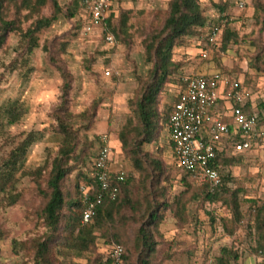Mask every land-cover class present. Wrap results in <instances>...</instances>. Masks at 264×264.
Instances as JSON below:
<instances>
[{"label":"rangeland","instance_id":"374dc122","mask_svg":"<svg viewBox=\"0 0 264 264\" xmlns=\"http://www.w3.org/2000/svg\"><path fill=\"white\" fill-rule=\"evenodd\" d=\"M80 1L57 0L63 11L70 3L80 4ZM198 1L204 17L212 23L219 15L215 5L226 3L229 27L241 41L238 45H231L226 52L215 48L210 52L209 60L201 61L199 51L204 46L206 32L199 30L196 35L183 38L181 45L172 52V60L180 64L178 73L173 76L183 78L190 74L212 75L220 72L228 80L240 84L250 103H264V10L258 13L257 19L253 15L254 2L264 7V0ZM236 2H243L244 7L239 9ZM167 4L168 0H112L110 9L115 16L125 11L130 13L126 21L130 37L125 43L113 41L112 44L105 43L103 34L83 31L81 21L80 26H76L80 20L79 10L73 18L59 19L39 34V48L29 57L27 65L22 64L20 57L21 43L15 36L7 37L0 50V95L7 91L3 85L8 84L13 73L21 84L26 83L29 75L36 70L33 67L36 61L42 63L41 71L49 74L59 71L65 83L61 105L48 114L47 121H39V128L22 127L20 119L0 135L1 166L24 133L41 132V139L30 146L24 167L15 176L6 195L0 193V264H35L34 245L44 241L48 235L39 214L45 204L42 191L46 188L50 163L59 147V122L67 124L75 133V153L83 159L82 164L69 163L74 169L66 178L65 185L72 194L77 174H89L100 146L99 139L106 136L112 149V170L131 176L130 187L135 195L146 197L148 192L145 201L152 199L154 204L165 202L169 206L158 210L160 219L154 231H151L152 225H147L148 219L142 217L144 200L134 220H131L133 217L128 208L125 209L124 215L130 221H126L120 229L126 241L130 264H139L137 257L140 249H135L134 240L140 227L151 232V237L158 244L155 252L158 256L153 264H217L220 249L231 246L240 256L239 264H263L251 251L254 244L246 224L249 222L247 200L257 201L258 204L264 201V135L239 159L220 169L221 177L229 175L232 178L229 190H241L237 198L242 218L236 225L231 223L229 209L224 206L215 208L213 215L217 222L210 224V209L199 199L189 200L195 190L194 183L183 194L184 201L189 200L185 201V217H175L174 202L185 187L180 182L182 174L173 167V150L167 139L165 123L158 132V139L141 147L139 156L143 161V172L134 169L117 139L118 131L127 118L133 116L136 101L150 83L151 64L144 61V40L161 30L168 12ZM41 13L49 16L50 4ZM26 25L23 24V27ZM80 47L83 48L81 59L76 61L74 50ZM74 64L78 65L75 75L70 70ZM105 71H109V76L104 75ZM89 81L92 85L87 90L90 100L80 108L76 97L85 90L84 85ZM178 90V85L169 83L162 87L157 95L159 115L163 108L172 107ZM14 101L22 104L17 96L14 100L5 99L0 105ZM76 108L80 110H74ZM24 109L26 112L27 109ZM259 110L255 107V111ZM221 114L227 113L221 110ZM259 127L264 134V118ZM153 160L159 163V170H154L150 163ZM80 184H83L82 181H79L78 187ZM9 196H16V202L11 206L8 205ZM220 218L227 221L229 230H234L232 235L224 230L223 233L218 231ZM95 234L94 245L80 253L52 242L48 251L50 264H103L111 246L109 231L97 229Z\"/></svg>","mask_w":264,"mask_h":264},{"label":"trees","instance_id":"16d2710c","mask_svg":"<svg viewBox=\"0 0 264 264\" xmlns=\"http://www.w3.org/2000/svg\"><path fill=\"white\" fill-rule=\"evenodd\" d=\"M83 1L81 0L80 4L72 2L63 11L57 0H0V50L9 35L15 36L22 45V53L20 54L22 64L27 65L29 57L39 48V34L55 24L59 19H71L81 10L79 15L80 20H78L79 22H77L76 26L79 27L81 21V26L83 27L85 15ZM47 4H50L51 14L43 16L41 12ZM167 5L168 12L161 30L151 38L144 40V61L146 64H151L150 83L144 87L139 99L136 101L133 108V116L127 118L117 133V139L122 150L126 153L125 155L131 161L134 169L139 172L144 171L143 161L139 156L141 147L158 139V132L161 126L164 123L166 124L171 112V106H168L163 108L159 115L157 111L158 93L166 83L178 85V88L183 85L181 77L178 76L176 78L173 76L178 73L180 68V64L172 60L173 49L181 45L183 38L192 37L199 30H204L207 26L213 24L222 25V35L220 42L210 47L211 53L215 48L226 52L231 45H238L239 41H241V38L229 27L226 3L215 5L219 15L214 23L204 17L198 0H168ZM263 10L264 7L259 2H254L253 15L256 19L258 18V13ZM129 14V12L125 11L121 12L117 17L109 9V14L105 20V29L102 32L103 36L111 35L113 41L125 43L130 37L129 28L126 25ZM23 24L27 25L23 27ZM201 61H207V59ZM254 68L258 69L255 66ZM215 73L222 74L220 72ZM176 100L177 97L175 96L174 102ZM255 107L260 110L258 112L255 111ZM244 109L251 113L256 112L257 131H259V124L264 118V103L259 102L257 105H254L249 102ZM24 113V106L15 101L0 105V135L5 128L16 124ZM57 132L60 136L59 147L57 155L50 163L46 188L42 191L45 204L39 214L48 235L44 241H39L34 245L33 260L35 264H50L48 251L50 249L49 245L52 242L67 250L79 253L84 248L92 247L96 240L95 231L97 229L109 231V245L117 244L122 246L123 253L119 264H130L127 257L126 241H124L123 234L121 233L122 230L120 229V226L126 223V221H130L129 217L127 218L124 215L125 209L128 208L133 217L131 220H134L138 211L142 208L144 200L142 217L148 219L146 223L147 225H152L151 231H154L157 229L160 219L158 210L160 208L166 209L169 206L165 202L154 204L152 199L145 201V198L149 195L148 192H146V197L141 194L135 195L130 187L132 182L131 176L124 174V180L118 184L117 198L113 202L97 206L90 222L82 224L81 218L84 205L81 200L78 183L79 181H82L83 184H90L92 182L89 177L91 168L87 175L80 172L77 174L74 181V193L72 194L65 185L66 178L74 169L72 166H69V163L82 164L83 159L80 154L75 153L76 137L72 129L67 124L59 122ZM40 139V131L24 133L23 138L8 153L7 158L3 160L0 166V193L6 195V191L13 183L15 176L24 167L30 146ZM238 139L236 137L234 140L238 141ZM244 153L227 155L223 151H220L213 161V168L220 175V169L223 166L230 164L235 159H239L240 155ZM112 160L111 149L110 163ZM150 163L154 166V170H159L158 162L153 160ZM177 171L182 174L180 182H182L185 188L181 192V195L175 199V217L178 219L185 217V201L199 199L210 209L208 212L210 224L217 222L213 212L215 208L221 206L229 209L233 225H236L241 220L242 213L237 198L241 190H229L228 185L232 182V178L229 175L226 177L220 176L219 183L216 186H212L209 182L199 183L191 172ZM191 183L195 184V190L190 195L189 200L184 201L183 194L189 191ZM7 199L10 200L9 206L16 202V196H9ZM247 202L249 203V222L246 224V228L254 244L251 251L258 257L264 254V201L260 204L254 200H247ZM218 222L221 224L218 231L223 233L224 230L228 235L233 234L234 230L228 229L227 221L224 218L218 219ZM157 245L151 237V232H146V229L142 227L138 228L134 240L135 249H140V254L137 257L138 263L153 264L158 256L155 253ZM239 259V254L234 251L232 246L221 248L217 264H239ZM161 260L159 259V261ZM261 263L264 264V261ZM103 264H112L108 254Z\"/></svg>","mask_w":264,"mask_h":264},{"label":"built area","instance_id":"2783aa9c","mask_svg":"<svg viewBox=\"0 0 264 264\" xmlns=\"http://www.w3.org/2000/svg\"><path fill=\"white\" fill-rule=\"evenodd\" d=\"M112 0H84L85 15L83 31L102 35L105 20ZM239 9L243 2H236ZM204 31V46L199 59L206 60L210 47L218 44L222 25L207 26ZM105 43L112 44L111 35L104 36ZM109 76V71H105ZM177 100L171 107L165 128L167 139L173 150L175 169L191 172L199 183H219L220 175L213 168L218 152L227 155L249 151L255 142L263 139V132L257 131V114L244 109L249 100L236 81L228 80L223 74H190L182 78ZM226 111V115L221 114ZM238 137V141L234 139ZM100 146L91 166L90 184H80L81 200L84 205L82 224L90 222L97 206L113 202L117 198L118 184L124 180V173L111 168V147L106 136L100 139ZM123 253L121 245L113 244L107 252L112 264H119ZM258 259L264 261V254Z\"/></svg>","mask_w":264,"mask_h":264},{"label":"clouds","instance_id":"9594fccd","mask_svg":"<svg viewBox=\"0 0 264 264\" xmlns=\"http://www.w3.org/2000/svg\"><path fill=\"white\" fill-rule=\"evenodd\" d=\"M82 51V47L74 50L76 61L81 59L80 53ZM33 67L36 70L29 75L27 82L23 84L17 79V75L13 73L9 78L8 84L3 85L7 91L0 95V103L5 99L14 100L19 96L20 102L27 109L21 117L23 121L22 127L25 128H39V121H47L49 119L48 114L52 113L61 105V98L64 95L63 85L65 81L59 71H53L50 74L41 71L40 69L43 68V65L40 61L34 62ZM77 69L78 65L74 64L70 69L73 75L76 74ZM90 87H92V85L89 81L84 85L85 90L76 97L80 108L86 106L90 100L87 91ZM80 108L74 110H80Z\"/></svg>","mask_w":264,"mask_h":264}]
</instances>
